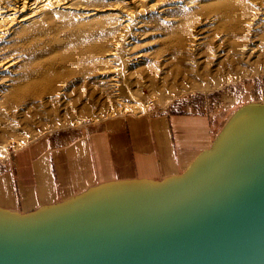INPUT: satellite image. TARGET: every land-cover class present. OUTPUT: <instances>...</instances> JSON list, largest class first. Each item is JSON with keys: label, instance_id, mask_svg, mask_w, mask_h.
Instances as JSON below:
<instances>
[{"label": "rangeland", "instance_id": "1", "mask_svg": "<svg viewBox=\"0 0 264 264\" xmlns=\"http://www.w3.org/2000/svg\"><path fill=\"white\" fill-rule=\"evenodd\" d=\"M161 2L117 6L120 15L135 13L125 18L131 19V25L124 27L109 9L117 0H64L4 35L0 40V162L44 134L120 115L190 106L231 118L249 103L264 104V0ZM154 4L160 11L173 9L158 15L151 9ZM205 6L212 9L205 11ZM233 7L243 13L239 39L231 36L234 21L225 13L234 15ZM92 9L109 10L86 16ZM219 13L226 19L218 20ZM248 22H252L250 30L245 29ZM249 39L257 44L251 62L214 57ZM84 47L90 49L82 52ZM63 49L74 56H61ZM111 52L118 55L107 56ZM175 62L181 65L179 72ZM135 101L139 108L122 110L121 103ZM15 140L22 143L15 146Z\"/></svg>", "mask_w": 264, "mask_h": 264}, {"label": "water", "instance_id": "2", "mask_svg": "<svg viewBox=\"0 0 264 264\" xmlns=\"http://www.w3.org/2000/svg\"><path fill=\"white\" fill-rule=\"evenodd\" d=\"M0 264H264V104L240 108L181 175L0 208Z\"/></svg>", "mask_w": 264, "mask_h": 264}, {"label": "crops", "instance_id": "3", "mask_svg": "<svg viewBox=\"0 0 264 264\" xmlns=\"http://www.w3.org/2000/svg\"><path fill=\"white\" fill-rule=\"evenodd\" d=\"M231 118L182 106L44 134L0 162V208L28 214L120 183L181 175Z\"/></svg>", "mask_w": 264, "mask_h": 264}, {"label": "bare ground", "instance_id": "4", "mask_svg": "<svg viewBox=\"0 0 264 264\" xmlns=\"http://www.w3.org/2000/svg\"><path fill=\"white\" fill-rule=\"evenodd\" d=\"M64 0H0V40L3 38L4 35L6 34H10L9 32H12L14 33V30L13 28L15 26H18L20 24H23L24 22L32 19L34 16H36V14L40 11H42L43 9L51 6V5H56V4H60L62 3ZM70 1V0H69ZM148 0H117V4L115 5H112L113 7H110V11H115L113 12L114 14L113 17H120V21H121V24H124V27L125 26H129L131 25V19H125L127 16H131L132 14H135L133 11H127V12H123V13H127V14H118L117 13V10H119V7L117 6H126L128 4H132V3H135V2H140V3H143V2H147ZM159 2L161 3H164L165 0H158ZM68 4V3H67ZM66 4V5H67ZM160 4V3H159ZM65 5V7H66ZM158 4H154L151 6V9H154V10H157V13L158 15H163L164 12H170L171 9L173 8H164V10L160 11L159 9L160 8H155L157 7ZM231 4H229V6L227 5V8L229 10V8L231 7L230 6ZM233 5V4H232ZM237 5V4H235ZM69 6V5H68ZM84 8V7H83ZM112 8V9H111ZM219 8V7H218ZM232 8V7H231ZM235 7H233L232 10H234ZM109 9H106V10H109ZM205 11L207 10H210L212 9V7L210 6H205ZM225 9V8H224ZM106 10L102 9V10H99V9H92V10H89V12L85 13L87 14L86 16H93V15H96L98 14L99 12H105ZM221 11H226V10H221ZM228 16L227 18L234 21L233 23V27L231 30V36L235 37V38H238V35L240 34V32L244 29H242V20H243V13H242V10L240 9H235L234 10V15H232L231 17H229V14L227 13V11L225 12ZM137 14V13H136ZM167 14V13H166ZM220 14V13H219ZM221 18H219L218 20H221V19H226V18H222V13L220 14ZM134 20V19H133ZM255 21V20H254ZM126 23V24H125ZM246 24V23H245ZM252 24V22H248L246 25H247V28H245L246 30H250L251 27L250 25ZM244 25V23H243ZM141 26H139L140 28ZM227 30V29H226ZM229 30V31H230ZM247 34H250V33H247ZM242 35V33H241ZM245 36V35H244ZM240 38V37H239ZM238 38V39H239ZM246 38V37H245ZM237 39V40H238ZM181 40V39H180ZM236 40V39H235ZM240 41V40H239ZM178 42V41H177ZM182 42V41H181ZM232 42H234L232 40ZM238 42V41H237ZM255 43V41H253ZM253 42L249 39L247 41H244V43L242 42V44L239 46V48H232V49H227L229 51H227L226 54L224 55H216L214 57H217V58H227V59H230V61H232L233 63L237 62V63H242L244 61H247V62H251V54H254V52H256L255 50V46H257V44H253ZM91 43V42H90ZM180 43V41H179ZM178 43V44H179ZM240 43V42H238ZM237 43V44H238ZM177 44V43H176ZM175 44V45H176ZM177 44V45H178ZM218 44V43H216ZM231 44V43H230ZM236 44V43H235ZM86 45H90V44H86ZM233 45V44H232ZM72 46V45H71ZM115 47H118L120 46L118 43H115L114 44ZM234 46V45H233ZM237 46V45H236ZM259 47V46H258ZM72 48V47H71ZM77 48V47H76ZM76 48H73V49H76ZM92 49L94 47H91ZM133 48V47H132ZM131 48V49H132ZM178 48V47H177ZM88 49H90V47H84L81 51L82 52H86ZM179 49V48H178ZM64 50V49H63ZM71 50V49H69ZM79 50V49H78ZM259 49H257L258 51ZM65 51V50H64ZM92 51V50H91ZM260 51V50H259ZM192 52V51H191ZM215 52H218V51H215ZM230 52V54H229ZM184 53V52H183ZM259 53V52H258ZM80 54V53H79ZM83 54V53H82ZM179 54V53H178ZM118 53H108L107 56H117ZM140 55V54H139ZM261 55V54H259ZM263 55V54H262ZM61 56H64V57H72L74 56V54L70 51H65L63 53V55ZM60 56V57H61ZM126 56V55H125ZM184 56V55H183ZM187 56V55H186ZM184 56V57H186ZM121 57H124L123 55H121L119 58ZM255 57H258L259 59V56H255ZM183 58V57H182ZM262 58V57H261ZM178 59V57H177ZM217 60V59H216ZM235 61V62H234ZM259 61V60H258ZM184 62V61H183ZM134 63H138L137 62H134ZM197 63V62H196ZM13 64V63H12ZM12 64L10 63L9 64V67L12 66ZM187 64V63H186ZM199 63H197L198 65ZM185 65V64H183ZM196 65V64H195ZM196 65V66H197ZM6 67V66H5ZM132 67V66H131ZM174 68H175V71L176 72H179L180 68H181V65L179 62H175L174 64ZM184 68V67H183ZM187 68H188V65H187ZM190 68V67H189ZM186 69V68H185ZM192 70H194V67L192 66L191 68ZM184 70V69H183ZM115 72V71H114ZM184 72V71H183ZM49 73V72H48ZM57 73V75L59 74L58 72L55 71V74ZM109 73V72H108ZM181 73V72H180ZM47 74V73H45ZM103 74V73H101ZM47 77H50L51 76V73L50 74H47L46 75ZM53 77V75L51 76ZM29 85V84H28ZM24 87V86H22ZM26 87H28L26 85ZM30 87V86H29ZM136 102V101H135ZM122 104V110L124 109H128V108H139L140 107V103H137L136 104H126V103H121ZM147 107V105L145 106ZM120 110V109H119ZM15 146H18L19 144H21L22 142L19 141V140H15Z\"/></svg>", "mask_w": 264, "mask_h": 264}]
</instances>
